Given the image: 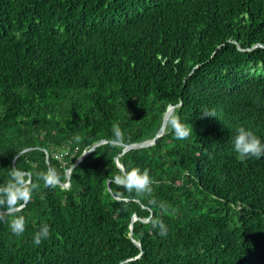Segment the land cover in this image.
<instances>
[{"label":"trees","instance_id":"trees-1","mask_svg":"<svg viewBox=\"0 0 264 264\" xmlns=\"http://www.w3.org/2000/svg\"><path fill=\"white\" fill-rule=\"evenodd\" d=\"M240 127L264 141V0H0V186L15 167L38 186L23 235L0 222V264H264V158L233 150ZM115 158L152 193L112 183Z\"/></svg>","mask_w":264,"mask_h":264},{"label":"clouds","instance_id":"clouds-1","mask_svg":"<svg viewBox=\"0 0 264 264\" xmlns=\"http://www.w3.org/2000/svg\"><path fill=\"white\" fill-rule=\"evenodd\" d=\"M201 117H216L214 110H205ZM171 128L175 137L179 140L188 139L191 135L190 130L178 118L170 120ZM113 135L114 140L111 141L113 145L119 144L124 137L121 130L115 128ZM77 141L79 137L75 138ZM91 149L86 153L92 151ZM233 150L243 158H264V141L261 140L252 131L240 127L236 131L233 138ZM85 153V154H86ZM45 187L56 188L60 186L61 175L52 168L47 172L41 173L39 177ZM112 183L116 184L118 188H122L129 193L136 194H151L154 181L149 175L148 170H140L133 168L125 170L121 175L114 177ZM38 186L31 182V178L21 169L15 167L10 170V180L8 183L0 186V222H4L8 218L10 231L14 236H21L25 232V217L17 215V213L32 199V194ZM162 209L163 204L159 205ZM153 227H158V235L161 237L168 234L167 226L160 221H154ZM50 237V227L47 224H41L39 230L33 236V244L39 246L43 241Z\"/></svg>","mask_w":264,"mask_h":264},{"label":"water","instance_id":"water-1","mask_svg":"<svg viewBox=\"0 0 264 264\" xmlns=\"http://www.w3.org/2000/svg\"><path fill=\"white\" fill-rule=\"evenodd\" d=\"M174 107L175 106H168L167 108H166V110H165V112L163 113V117H162V121H161V125H160V127H159V129H158V131L156 132V134H155V136L153 137V138H151V139H148V140H144V141H141V142H137V143H131V144H128V145H124V147H123V149H122V152L121 153H123V152H125V151H127V150H130V149H137V148H142V147H147V146H149V145H152L153 143H154V141H155V139L157 138V137H159L160 135H162L163 134V132H164V129H165V126H166V123H167V119H168V116H169V114L171 113V111L174 109ZM100 144V142L99 143H95L92 147H90L88 150H86V151H84L77 159H76V161L73 163V165H72V167L73 166H75V165H77L83 158H85L86 156H88L90 153H91V151L90 152H88V153H86L87 151H89V150H91V149H94L96 146H98ZM23 152V151H22ZM21 152V153H22ZM86 153V154H85ZM46 162H47V160H48V154L46 153ZM115 160H116V163H117V166L123 171V168H122V166H121V164L117 161V159L115 158ZM69 173H70V168L66 171V174H65V176H66V182L65 183H61V187H64V188H66V187H68L69 186ZM136 219V217L134 216L133 217V220H135ZM129 235H131V227H130V233H129ZM137 245H139L138 244V242H135Z\"/></svg>","mask_w":264,"mask_h":264}]
</instances>
